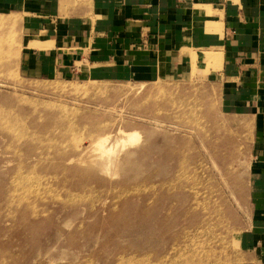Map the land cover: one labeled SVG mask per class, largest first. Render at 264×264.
Listing matches in <instances>:
<instances>
[{"label": "rangeland", "instance_id": "374dc122", "mask_svg": "<svg viewBox=\"0 0 264 264\" xmlns=\"http://www.w3.org/2000/svg\"><path fill=\"white\" fill-rule=\"evenodd\" d=\"M23 59L0 13V264H262L244 240L250 126L209 68L79 78ZM118 130L140 140L117 178L78 164Z\"/></svg>", "mask_w": 264, "mask_h": 264}, {"label": "crops", "instance_id": "0c3cea01", "mask_svg": "<svg viewBox=\"0 0 264 264\" xmlns=\"http://www.w3.org/2000/svg\"><path fill=\"white\" fill-rule=\"evenodd\" d=\"M0 13L16 19L34 72L156 80L209 68L250 126L244 240L264 264V0H0Z\"/></svg>", "mask_w": 264, "mask_h": 264}, {"label": "bare ground", "instance_id": "6f19581e", "mask_svg": "<svg viewBox=\"0 0 264 264\" xmlns=\"http://www.w3.org/2000/svg\"><path fill=\"white\" fill-rule=\"evenodd\" d=\"M142 86L143 85L139 86L138 88H141ZM131 88H133V87H131ZM133 90H134V88H133ZM139 140H140V134L139 133L134 132V131L127 132L124 130H118L115 134H107V135L97 136L96 139H91L89 144L86 146L85 153L79 154V156L77 158H75V160L80 165H83V166L85 165L88 168L89 167L96 168L97 169L96 171L99 174H102L104 176L107 175L110 178H117L118 177V170L121 166L119 155L127 154V155L132 156L134 154V152H130L129 148L132 145L137 144L139 142ZM38 143H40V142H38ZM71 159L74 160V158H71ZM94 168H93V170H94ZM73 171H77V170H75L73 168ZM180 182H183V181H180ZM118 191H120V190H118ZM110 192L111 191H109V193ZM202 260H203V258H202Z\"/></svg>", "mask_w": 264, "mask_h": 264}]
</instances>
